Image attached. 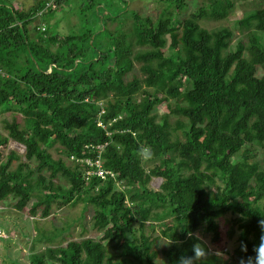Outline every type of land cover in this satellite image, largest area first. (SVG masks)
Wrapping results in <instances>:
<instances>
[{"label": "trees", "instance_id": "trees-1", "mask_svg": "<svg viewBox=\"0 0 264 264\" xmlns=\"http://www.w3.org/2000/svg\"><path fill=\"white\" fill-rule=\"evenodd\" d=\"M70 1L37 0L28 10L0 1V203L48 217L55 204L83 202V217L94 210L89 230L100 232L30 252L29 263L177 264L193 255L189 232L219 228L228 214L232 226L206 241L204 264L255 256L264 219V7L232 23L235 41L231 26L201 21L227 20L237 0H208L183 19L176 11L186 0H162L157 16L130 0L121 8L87 0L70 8H97L78 32L43 24ZM162 103L169 111H157ZM11 139L23 155L8 149ZM142 146L151 159L137 154ZM33 224V250L55 242Z\"/></svg>", "mask_w": 264, "mask_h": 264}, {"label": "rangeland", "instance_id": "rangeland-1", "mask_svg": "<svg viewBox=\"0 0 264 264\" xmlns=\"http://www.w3.org/2000/svg\"><path fill=\"white\" fill-rule=\"evenodd\" d=\"M36 1L37 0H8V3L16 7H21L24 10H28ZM186 1L188 2V7L185 10L176 11L178 14L177 16L180 19L187 17L191 12L196 11L204 3H209L208 0ZM70 2L69 6H66L64 10L58 12L54 15V17H47V20L43 24L45 25L49 23L52 29H56L63 33H73L78 32L81 29V24L83 23L82 20L85 17L93 19L96 18V6L94 8L82 10L85 3H87V0H72ZM79 3L82 4V9L78 6V11L74 12L75 9L70 10L74 4L76 6V4L78 5ZM109 3H112L113 7L117 8H121L123 4L121 0H109ZM104 5L106 4H103V6ZM124 5L127 6V4ZM129 7L131 9L133 8L138 10L144 15L151 14L157 16L161 9H163L164 4L162 0H130ZM260 7H264V0H237L236 9L228 16L227 20L210 19L203 20L201 22L202 25L207 28H216L224 25L232 27V23L237 18H240L247 14V12ZM39 23H41L39 19L35 20L32 26L38 25ZM110 27L113 29L114 25H110ZM232 28L234 30L235 41L238 37H240V32L238 29L234 27ZM168 39L170 43L173 37H169ZM157 111L161 113L169 110L167 109L166 104L162 103L157 107ZM11 113L12 112L9 111L5 114V116L11 117ZM19 117L20 121H23L22 115H19ZM0 130L2 134H7V131L4 129V123L1 121ZM8 149L16 150L22 155L26 150L25 145L13 139L10 140ZM55 156L57 157V154H55ZM161 182V178L153 177L150 182V186L158 189ZM14 203L15 200L11 202L9 200V203L7 204L0 203V264H14L12 260H18L21 262L20 264H30V252L42 250L48 245H55L58 243L66 244V240L81 239L90 236L98 237L100 235V232L89 230L94 210L91 205L88 206L86 217H83V213L85 211V203L83 202H79L76 205H64L62 207L55 204L52 214L48 217H42L41 211H39L36 215H32L28 208L26 210L19 211L12 206ZM230 220L231 214H228L219 220V228L216 227L208 230L207 227H204L199 234L205 241H208V239L210 240L209 237L214 239L215 235H219V237L220 235L224 236L226 235V231L229 227L231 228L232 226ZM33 222H36L39 229L43 231L45 238L50 236L55 242L48 243V240L45 239L46 242H38L35 250H33L31 242L33 238H36L38 233L36 226L34 229ZM155 229L154 235H159L160 227H156Z\"/></svg>", "mask_w": 264, "mask_h": 264}, {"label": "clouds", "instance_id": "clouds-1", "mask_svg": "<svg viewBox=\"0 0 264 264\" xmlns=\"http://www.w3.org/2000/svg\"><path fill=\"white\" fill-rule=\"evenodd\" d=\"M16 7V6H15ZM21 8V7H17ZM143 160H148L152 158V153L150 149L142 146L137 153ZM258 225L261 229V236L259 238V243L253 247V252L255 256H249L245 260L243 257L240 258L239 264H264V219L258 221ZM188 236L197 240V243L192 245L193 255L184 256L181 255L177 264H204L206 259L211 254L209 247L207 246L206 241L203 240V237L199 233L189 232ZM173 242V241H172ZM169 242L167 244H171ZM241 251L247 252V245L241 242ZM221 254L219 252L215 253Z\"/></svg>", "mask_w": 264, "mask_h": 264}, {"label": "built area", "instance_id": "built-area-1", "mask_svg": "<svg viewBox=\"0 0 264 264\" xmlns=\"http://www.w3.org/2000/svg\"><path fill=\"white\" fill-rule=\"evenodd\" d=\"M96 173H98L99 175H101L102 177H105V172L103 170H99Z\"/></svg>", "mask_w": 264, "mask_h": 264}]
</instances>
